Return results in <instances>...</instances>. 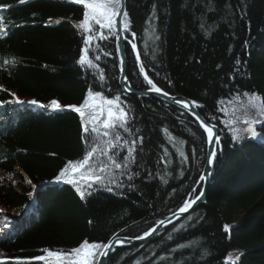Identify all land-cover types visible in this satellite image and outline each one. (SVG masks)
Returning a JSON list of instances; mask_svg holds the SVG:
<instances>
[{"label": "trees", "instance_id": "1", "mask_svg": "<svg viewBox=\"0 0 264 264\" xmlns=\"http://www.w3.org/2000/svg\"><path fill=\"white\" fill-rule=\"evenodd\" d=\"M0 3L9 6L0 9V264H60L36 257L141 236L190 203L205 132L188 111L121 89L116 16L110 30L90 21L85 31L74 0ZM124 12L131 84L151 88L147 76L198 101L220 140L205 202L151 239L114 248L105 264H264V0H126ZM81 105L83 118L65 108ZM93 148L82 168L65 170ZM90 250L95 264L103 248Z\"/></svg>", "mask_w": 264, "mask_h": 264}, {"label": "water", "instance_id": "2", "mask_svg": "<svg viewBox=\"0 0 264 264\" xmlns=\"http://www.w3.org/2000/svg\"><path fill=\"white\" fill-rule=\"evenodd\" d=\"M126 8V0H121V12H124ZM122 21H123V15L118 13L115 17V28H116V46L118 48L119 56H120V61H121V68H120V73L118 77V83L121 89L131 95L134 96H143V95H154L164 101H167L177 107H180L186 111H188L190 114H192L195 119L198 121V123L202 126V129L205 132L206 135V146H205V156H204V162L203 166L200 172V175L198 177V183H201V188L199 193L196 195V197H199V199H196V197L189 203V207L186 208L184 212H180V208L173 211L170 213L168 216L164 217L163 219L158 220L155 222L153 225H151L146 232H149L150 234L148 236H145L142 234L141 236L134 237V236H124V235H118L113 237L110 241V250L109 249H103L104 252L107 253L105 256L99 255L98 260L96 264H100L102 261L103 264L106 263L111 251L122 245V244H136V243H143L149 239H151L156 233L161 231L163 228L175 223L179 219L185 217L189 213H191L199 204L204 203L206 200V191L207 188L211 182V177H212V170L214 166V159L215 157H212V163L209 164L207 162L208 160V154L211 152H216L217 144L218 143H210L208 141V131L206 129H211L213 131V136L215 138L216 135L219 136V128L216 123H213L206 119L200 112V107L201 104L190 98L186 97L184 95H173L165 91L164 89L158 87L161 89V93H157L155 91L150 90L151 88H136L134 87L131 82L129 81L127 77V55H126V37L123 32V26H122ZM102 31L100 30L98 32V35H101ZM92 38L95 37V35L91 36ZM91 38V39H92ZM90 39V40H91ZM167 92L168 95H164L163 93ZM180 100L184 103H187V107H184V103L177 104L175 101ZM71 108V107H67ZM197 114L199 116V119L197 118ZM220 140V136H219ZM203 175L205 178L204 180H200V176ZM184 207V206H183ZM108 244V243H107Z\"/></svg>", "mask_w": 264, "mask_h": 264}, {"label": "snow or ice", "instance_id": "3", "mask_svg": "<svg viewBox=\"0 0 264 264\" xmlns=\"http://www.w3.org/2000/svg\"><path fill=\"white\" fill-rule=\"evenodd\" d=\"M21 2H23V0H21ZM75 3L78 4H83L84 8L86 9V11L83 14V21L80 23L79 27L85 29V31L89 30V22L93 21L95 22V24H98L101 28H108L109 30L114 26V17L120 13L122 15H124L125 17L128 15L127 12H121V0H74ZM9 6L7 4H3L0 3V9H5L8 8ZM126 27V25H125ZM4 29V21L2 19H0V32H3ZM92 37H88L87 39H85V44L88 43V41L91 39ZM133 48L135 49V45H133ZM139 59V57H138ZM80 62L84 63L85 62V57L82 55L80 57ZM7 63V61H6ZM88 64L91 66V61H88ZM141 72H143V67H141ZM145 80H147V83L149 85H151V89L152 91H155L157 93H161V89L158 88L153 82L152 80L148 79L147 76H145ZM90 95L92 94L91 92L89 93ZM164 95H168L167 92L163 93ZM96 96H100V93H95ZM177 104H181L184 103L180 100H176L175 101ZM29 103L36 105L37 101L33 100L30 101ZM107 103L110 105L113 102L112 101H107ZM41 107H45L44 105H40ZM188 105L187 103H184V107L186 108ZM47 107L51 108V109H60L61 105L57 103L56 100H52L50 105H48ZM85 107V105H81L80 107H76L75 111L78 112L80 114V116L83 118L85 113L84 111H82V109ZM108 115H109V120L104 122V128H109L111 127V120L113 118V113L112 111L109 109L108 111ZM125 113L121 110L119 116L117 117V119L119 120H124L125 118ZM197 118L199 119V116L197 114ZM84 131L85 132H89V128L87 126L84 127ZM206 131H208V141L210 143H219V136L216 135L215 138L213 136V131L211 129H206ZM249 131H252L251 127L249 128ZM91 132L94 133H98V128L96 126H93L91 128ZM256 133L254 131H252V135L254 136ZM104 135H108L107 132L104 133ZM116 139L119 140L120 137L116 136ZM233 139H235V137H233ZM111 143V142H109ZM96 149L93 148L92 151L88 152L87 155L84 157L83 161L79 162V164H74L73 162H69V164H67L65 166V170L70 169L71 171L75 172L78 171L80 168H82L85 164L88 163V159L92 156L93 152H95ZM132 149H129V152L131 153ZM216 156V152H211L208 154V160L207 162L209 164L212 163V157ZM125 160H128V157H125ZM116 168H120L121 165L119 163L115 164ZM125 167H127V165L125 164ZM62 170L60 175L56 176L57 180L61 179L62 175H66L68 174L67 171ZM101 172L103 171V169L100 170ZM204 176L201 175L200 176V180H204ZM97 181H100L101 183L102 181V177L100 176H96L95 178ZM68 183L70 184H75L77 183L76 180L69 178L67 180ZM35 187V186H34ZM89 188L92 187L91 184L88 185ZM76 191L80 194L81 198L83 199L85 197V192L81 190L80 187H77ZM108 191H111V188H108ZM90 194V193H89ZM29 195H31V193H29ZM196 199H199V197H196ZM184 207L180 208V212H184L186 210L187 207H189V202L185 201L184 202ZM229 226L228 225H224V230L228 231ZM150 233L149 232H145L144 235L148 236ZM110 244L111 241L108 242V244H104V245H97V244H89L88 241H84L83 243L80 244V246L76 249L72 250V253L74 254V256L77 259H73V260H69L68 264H91L90 261V257L93 255V252L90 249H109L110 250ZM83 253V255H82ZM101 256H105L107 255L106 252L104 251H100L99 253ZM50 255H59V254H50ZM239 258V257H237ZM36 259L42 260L44 259V257L39 256L36 257ZM60 264H65V262L62 260L60 262ZM100 264H103V262L101 261Z\"/></svg>", "mask_w": 264, "mask_h": 264}, {"label": "rangeland", "instance_id": "4", "mask_svg": "<svg viewBox=\"0 0 264 264\" xmlns=\"http://www.w3.org/2000/svg\"><path fill=\"white\" fill-rule=\"evenodd\" d=\"M87 179H91V178H87ZM18 221V220H17ZM3 225H1V222H0V228L2 229ZM5 229L9 230L11 227H8V225H5L4 226ZM4 229V230H5ZM72 250L71 249L70 251H64V252H58V253H55V254H59V255H50V254H45L44 255V258L45 259H51V260H60V261H64V260H73V259H77L74 254L72 253Z\"/></svg>", "mask_w": 264, "mask_h": 264}]
</instances>
